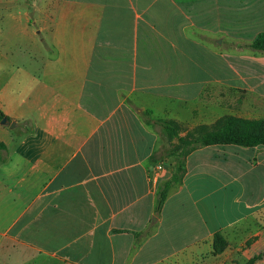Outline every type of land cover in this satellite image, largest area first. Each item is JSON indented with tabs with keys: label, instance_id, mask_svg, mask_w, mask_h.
<instances>
[{
	"label": "crops",
	"instance_id": "0c3cea01",
	"mask_svg": "<svg viewBox=\"0 0 264 264\" xmlns=\"http://www.w3.org/2000/svg\"><path fill=\"white\" fill-rule=\"evenodd\" d=\"M261 32L264 0H0V264H264V146L192 151L156 212L158 123L264 98Z\"/></svg>",
	"mask_w": 264,
	"mask_h": 264
},
{
	"label": "trees",
	"instance_id": "16d2710c",
	"mask_svg": "<svg viewBox=\"0 0 264 264\" xmlns=\"http://www.w3.org/2000/svg\"><path fill=\"white\" fill-rule=\"evenodd\" d=\"M254 52H264V32L258 33L252 42L246 45ZM207 90L203 89L200 97ZM5 116L0 112V121ZM162 132L169 141L176 140L182 150L176 156L174 172L171 177L159 186L157 195L156 212H159L169 191L179 185L185 174V159L194 150L214 145H234L244 148L264 146V120H242L233 116H224L212 125H200L185 136H180V127L174 121L158 123ZM5 150V145L0 141V153ZM140 236V234H136ZM227 243L224 238L216 233L214 236V254L225 250ZM255 259L245 264H254Z\"/></svg>",
	"mask_w": 264,
	"mask_h": 264
},
{
	"label": "rangeland",
	"instance_id": "374dc122",
	"mask_svg": "<svg viewBox=\"0 0 264 264\" xmlns=\"http://www.w3.org/2000/svg\"><path fill=\"white\" fill-rule=\"evenodd\" d=\"M29 10L30 17L33 18L34 9L31 8ZM211 43L213 48L222 54L227 53V48L230 44L229 41L226 40L221 41L220 45L214 41H211ZM233 46V49L235 46L243 48L242 51L245 50L244 48H247L242 44ZM247 49V51H252L249 48ZM247 79L251 83L259 82L261 79V73H248ZM198 106L199 109L196 110V114L188 118V120L181 125V132L183 131L184 134L183 136L200 126V124H198L199 120H206L207 118L212 121L214 116L215 119L216 116L221 115L222 117L233 116L242 120H264V98L254 92V90L252 91L245 88H233L224 85L217 86L212 84L208 85L205 93H203V95L199 98ZM163 136L167 142L166 151L168 153L165 162L169 167L168 171H170L172 175L176 163V156L180 153L182 147L179 146L176 140L169 141L165 134H163Z\"/></svg>",
	"mask_w": 264,
	"mask_h": 264
},
{
	"label": "built area",
	"instance_id": "2783aa9c",
	"mask_svg": "<svg viewBox=\"0 0 264 264\" xmlns=\"http://www.w3.org/2000/svg\"><path fill=\"white\" fill-rule=\"evenodd\" d=\"M162 168H163L162 165H161V164H158V165L156 166V171H160Z\"/></svg>",
	"mask_w": 264,
	"mask_h": 264
},
{
	"label": "water",
	"instance_id": "95a60500",
	"mask_svg": "<svg viewBox=\"0 0 264 264\" xmlns=\"http://www.w3.org/2000/svg\"><path fill=\"white\" fill-rule=\"evenodd\" d=\"M0 123H1L2 125H7V120L4 118V119L1 120Z\"/></svg>",
	"mask_w": 264,
	"mask_h": 264
}]
</instances>
